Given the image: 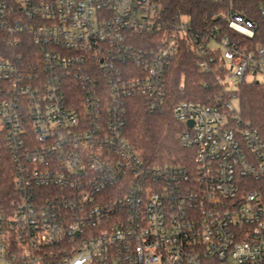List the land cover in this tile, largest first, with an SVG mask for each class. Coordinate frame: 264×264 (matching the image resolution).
Masks as SVG:
<instances>
[{"label": "built area", "instance_id": "built-area-1", "mask_svg": "<svg viewBox=\"0 0 264 264\" xmlns=\"http://www.w3.org/2000/svg\"><path fill=\"white\" fill-rule=\"evenodd\" d=\"M232 3L218 16L252 38ZM218 30L154 0H0V264H264V137L234 93L173 105L189 163L149 166L124 134L133 98L164 107L184 38L224 91L264 74V44Z\"/></svg>", "mask_w": 264, "mask_h": 264}, {"label": "trees", "instance_id": "trees-1", "mask_svg": "<svg viewBox=\"0 0 264 264\" xmlns=\"http://www.w3.org/2000/svg\"><path fill=\"white\" fill-rule=\"evenodd\" d=\"M264 0H233L232 8L247 18L257 22L252 38H246L230 28L218 16L227 8V0H154L161 17L174 21L180 16L187 17L193 30L204 31L219 27L218 38L225 35L240 46L254 47L264 44V17L258 6ZM177 17V18H176ZM136 46L142 47L143 42L155 39L154 36H139ZM4 48L0 35V49ZM217 53L212 54L216 60ZM200 53L191 48L190 40L184 38L180 48L171 57L166 76V102L160 111L149 112L140 98L130 101L125 119L124 134L140 157L149 166L189 163L192 159L190 149L179 143L178 135L186 128L185 123L172 116V107L183 100L197 101L205 104H219L234 93L238 100V111L244 121L258 130L264 137V82L246 81L236 83L232 92L223 89L219 77L224 76L226 69L219 68L212 61V70L202 71L198 66Z\"/></svg>", "mask_w": 264, "mask_h": 264}, {"label": "rangeland", "instance_id": "rangeland-1", "mask_svg": "<svg viewBox=\"0 0 264 264\" xmlns=\"http://www.w3.org/2000/svg\"><path fill=\"white\" fill-rule=\"evenodd\" d=\"M222 51H224V48H222ZM227 65H228V61H227ZM255 80H258L259 82H264V74H262V73H257L256 75H255V78H254ZM228 80V78L227 77H225V78H222L221 79V82L223 83V84H225V82ZM252 80V77H246V81H251ZM236 83H237V79H234V85H225V90L226 91H228V92H232V91H234L235 90V88H236ZM233 103H234V105L236 106V108L238 109V100H237V98L235 97L234 99H233ZM191 151V150H190Z\"/></svg>", "mask_w": 264, "mask_h": 264}, {"label": "water", "instance_id": "water-1", "mask_svg": "<svg viewBox=\"0 0 264 264\" xmlns=\"http://www.w3.org/2000/svg\"><path fill=\"white\" fill-rule=\"evenodd\" d=\"M187 124H188L189 126H191V125H192V121L189 120V121L187 122Z\"/></svg>", "mask_w": 264, "mask_h": 264}]
</instances>
